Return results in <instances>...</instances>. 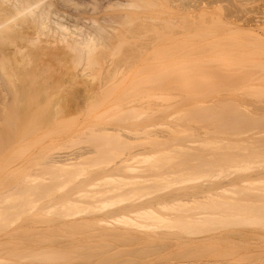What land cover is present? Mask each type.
I'll return each instance as SVG.
<instances>
[{"label":"bare ground","instance_id":"1","mask_svg":"<svg viewBox=\"0 0 264 264\" xmlns=\"http://www.w3.org/2000/svg\"><path fill=\"white\" fill-rule=\"evenodd\" d=\"M229 1L0 0V98H11V103L6 104L7 107L5 106L4 112L0 114L1 174H5L6 164L9 166L8 163L16 161L24 151L23 147H18V150H15L17 147L15 149L11 147L12 144H16L17 141L14 142L16 137L24 132L29 135L36 133L40 124L44 122L43 120L39 123L40 114L42 117L46 114L49 118L53 116V114L50 116L49 105L48 108L40 107V99L48 100L57 96L59 98L62 92V98H73L69 89L70 92L64 90L72 86L71 81L68 83L71 86L64 84L65 73H71L70 79L72 73L76 80L81 77L78 82L73 81L74 78L71 80L73 85L82 81L86 86L82 85V82L80 83L82 86L79 85L81 88L83 86L84 89L86 88L84 93L87 96L84 98H98L99 102L105 103L113 98L115 103L117 102L115 104L117 109H122L124 104L127 106L133 102L137 104L143 101L152 100L153 102L155 98L160 99L159 101L175 98L174 100H179L180 103L183 102L180 101L181 98H186L184 101L192 100L193 103L196 101L195 105L192 103L194 105L192 108L190 103L189 108L184 106L188 109L181 110L183 108L181 107L180 111L178 110V114L183 119L190 115L196 119L190 116L191 120H188V117L185 122L181 121L180 124L176 123L172 127L177 126L178 130L179 125L182 127L186 121H191L201 126L205 125L207 130L202 131L206 136L199 134V138L192 124L193 129H187V131L188 127L183 126L186 133L193 130L194 134L189 133L192 135L190 139H185V135H177L175 128H173L175 132L173 129L171 131V139H168L169 135L166 138L167 135L162 132H142L150 146L146 145L144 148L142 146V149L137 152L128 149L129 151L125 153L123 150L135 142L136 138L131 135L139 137V132L130 133L124 128L128 132L122 133L120 131L122 128L117 130L116 127L114 130L101 129L102 132L98 130L99 136H92L94 139L92 146L55 153L48 157L46 169L44 168L40 174L35 171V174L16 173L17 182H12L14 185L11 183V186L8 182L9 187L14 186V188L7 189V181L3 178L4 180L0 181V191H3V195L0 192V224L4 223L3 227L28 214L24 211L38 212L40 207L37 201L32 200L33 196L46 195L57 190L56 187H58L59 195L51 196V199L41 205L46 214L53 216L52 220L56 219L54 223L58 222L57 219L62 221V223L58 222L61 227L57 223L61 232L57 228V231L55 229L54 231L59 232L61 237L63 233H66L62 238L67 239L68 244L73 240L68 239L70 234H73L74 240L77 233L84 238L88 231L92 233L94 231L96 235L91 233L89 236L88 232L89 238L88 236L86 237L88 239L85 238L84 241L87 240L85 245L83 241L81 246L77 240V242L73 240L70 244L72 248L66 242V250H60L59 247L62 244L59 246L52 237L51 240L49 239L50 235H47L49 238L43 235L47 231L44 230L45 232L42 231L41 234L44 238L46 237V240L47 238L50 240L49 243L53 241L51 244L43 243L45 240H41L43 237L39 236L40 232L35 233L34 236L41 237L42 242H40L45 246H36L39 249L43 247L42 250L46 248V251L33 247L39 241L35 239L36 237L34 240L37 242L33 239L29 240L33 242L32 244L28 242L30 246L33 245V248L28 247L30 250H27L21 240L27 237L24 234L28 232L30 237L32 232L29 233L25 228L23 234L21 233L24 235L22 239L18 230H23L24 227H19L20 229L17 228L18 230L14 231L21 237L20 240L18 236L15 237L17 234L12 232L7 235L9 239L11 237L18 240V244L14 239V243L13 241L0 243V253L8 256V259L1 257L0 264H17L21 263L20 260H29L28 262L31 261L33 264L34 262L69 264L68 261L74 259L82 260L81 264H86L88 261L93 263L92 260L96 261V264H117L116 253L120 255V249L113 254L114 256H105L106 251L104 255H100L101 250H96L99 246L103 251L106 248L113 250V242H115L114 248L118 242L122 246L124 242L133 243L132 245L141 244L140 248L143 245L141 249L137 248L138 245L136 246L137 252L132 253L130 250L134 248L131 247L129 251L127 250L128 254L124 253V249L122 253L134 255L135 260H131L132 262L136 263L137 256L140 257V262L144 263L145 258L153 254L158 255V251L162 254V249H169L168 245L184 247L187 244H206L211 240L226 241L229 238L237 240L241 238V241L242 238L258 240L261 237L264 240V108L255 107L251 113L243 107L244 103H241L242 100L253 99L264 105V36L261 33H264V6L261 7L262 9H257L258 12L253 10L252 14L256 13L253 18H251L252 14L246 19L243 14L232 13L224 17L223 12H227L224 10L231 2ZM232 1L239 3L242 8L244 5L247 7V4L252 5L255 3L253 1L258 3L261 0ZM263 2L264 0L260 3ZM210 11L212 14H215V11L221 14V16L217 13L213 15L218 19L215 17L214 23L206 21V17H201L207 15L206 13L210 15ZM197 12L201 13L198 15L199 21H197ZM219 17L222 18L219 19ZM245 31L247 34L249 32V37L256 34L257 36L254 35L256 39L251 37L254 40H249L247 35L248 40H246L245 36H242ZM147 54L151 57L149 58ZM210 54L212 56H209ZM66 55L73 56V66L69 63L72 56L71 58L69 56L68 60ZM109 56L113 59L117 56L114 60L118 62L110 63L114 65L112 69L106 70V67L101 69L103 63L111 59ZM66 58L68 61L66 64L69 63L70 67L65 70L67 72L63 70V73L60 70L63 67L66 68V64L63 65ZM47 59L55 61L50 63L46 61ZM149 60L153 63L146 65L148 62H145ZM58 61L63 67L57 64ZM109 62L106 64L108 65ZM49 63L51 65L56 63L57 67L53 66L55 68L52 67V69ZM121 64L126 69L121 79H118L117 72L121 70L119 67ZM74 65L80 66L77 73L72 72V69L75 70L72 68ZM58 66L61 68L57 69ZM56 69L64 75H60L64 80L59 79L61 83L58 81L59 74ZM101 70L106 73L104 80ZM52 76L54 79L57 77L58 83ZM62 83L66 85V88ZM206 99L218 100V102L208 105L206 101V104L203 103ZM97 105L98 103H94L91 112ZM146 106L150 105L146 104ZM241 106L244 109H240ZM154 107L157 109L158 106L153 105ZM163 107L161 109H164ZM175 107L174 110L178 105ZM144 109L146 110L143 107V111L138 110V112L146 115L148 112L147 110V113L144 112ZM255 110L258 111L254 113ZM58 111L60 113L61 109L54 113L59 114ZM161 112L160 117L165 115L166 111L163 115ZM169 113L167 112L168 115ZM55 114L54 116H58ZM49 122L45 120L46 124ZM52 124L49 123L54 126ZM60 125L57 124V126ZM42 126L46 128L44 124ZM165 127L168 128L166 134H169L171 128L167 124ZM209 128H213V134H219L222 137L212 136L213 130L208 132ZM56 130H59L58 133L61 132L58 127L50 130L49 136L56 133ZM179 130L178 134H183L180 133L183 130ZM208 133L211 134L209 138ZM199 144L212 151L210 154L206 151L211 160L207 158V162L200 161L203 155L200 154L202 156L199 157L200 152L195 153L197 159L193 162L190 160L189 166L192 173L187 175L188 177L185 178L186 175L181 177L180 170L173 173H161L157 170V163L161 159L185 158L191 155V150H202L201 146V148L197 146ZM10 149L12 151L6 155L5 152ZM228 149H236V153ZM186 151H189V154L186 155ZM195 156H190V159L192 157L194 159ZM202 170L210 172L204 173ZM200 171L203 174H200L202 173ZM38 174L44 176L50 174L52 179H46L43 175L39 177ZM177 177L181 180H176ZM57 180L60 183L58 186L55 185ZM22 198L25 199L26 204L15 203ZM57 225L55 224L56 227ZM92 228L94 230H89ZM97 230L101 232L97 233ZM53 233L51 234L54 235ZM99 233L105 238L104 243L105 240L106 242L111 240L112 244L111 242L103 244L102 241V244H95L98 245L95 246L94 243L100 240L95 241L94 236L97 238ZM67 234L69 236H66ZM55 235L57 237V234ZM91 236L94 241L93 246L90 245L92 240L89 241ZM40 242L38 244H41ZM47 245H51L49 248L57 245L59 249L55 246L49 250ZM210 245L205 246L211 249L208 250L211 253L212 250L214 252L213 247L216 244L214 246L212 244V248ZM259 251L258 261L255 260L256 258L254 260L260 264L264 259V252L262 249ZM187 253L189 254V252H181L179 256ZM177 254L175 253L174 257H177ZM187 257L189 256L181 257L180 262ZM143 259L145 260L142 261ZM74 261L76 263V260ZM185 261L180 264H188ZM191 261L193 262L194 259ZM255 262L244 263L256 264ZM118 264L131 263L123 261Z\"/></svg>","mask_w":264,"mask_h":264},{"label":"rangeland","instance_id":"2","mask_svg":"<svg viewBox=\"0 0 264 264\" xmlns=\"http://www.w3.org/2000/svg\"><path fill=\"white\" fill-rule=\"evenodd\" d=\"M231 1V2H230ZM229 2V4H227L226 5V8H225V10L224 11H227L226 13H224L223 12V15H224V17H226L227 16V14H243V15H245V17H246V19H247V17L248 18H250L249 16L252 14V12H253V10H257V9H262L263 8V3H260V2H262V0L261 1H259L258 3H256L257 1H253V2H255V3H252L251 1V3H252V5L250 4V6H249V4H247V7H245V5H244V7L246 8V9H244V7H242L241 8V5L239 6V3L238 4H236L237 2H235V1H232V0H230ZM230 6V7H229ZM232 6H233V8H232ZM239 6V7H238ZM262 7V8H261ZM236 9V10H235ZM241 13H240V12ZM257 12H258V10H257ZM210 15L208 14V13H206L207 15H203V16H201V17H203V18H205V20L207 21V20H209V21H213V23H214V21H216V19H217V16H213V15H217L218 14V16H221V14L220 13H217L216 11L214 12L215 14H212V12L210 11ZM217 13V14H216ZM254 13V12H253ZM256 14V13H255ZM255 14H252V16H251V18H253V17H255ZM198 15H201V13L199 14L198 12L196 13V16H197V21H199L200 19V17L198 16ZM223 15H222V17H223ZM254 15V16H253ZM213 16V17H212ZM257 16V15H256ZM216 17V19H214ZM222 17H219V19L220 18H222ZM213 18V19H212ZM177 20V19H176ZM175 20V21H176ZM218 20V19H217ZM177 22V21H176ZM217 22H219L220 23V21H217ZM246 32V31H245ZM244 32V33H245ZM243 33V35L242 36H245V39L248 37L249 38V40L251 39V40H254V39H252V38H255L257 35L256 34H254V35H256V36H254L253 35V37L251 36L252 35V33H251V37H249V32H248V34H247V32H246V35ZM262 34H263V36H264V33L263 32H261ZM260 33V34H261ZM248 35V36H247ZM247 36V37H246ZM256 39V38H255ZM246 40H248V39H246ZM150 54V53H149ZM149 54H147L148 56H149V58L151 57ZM215 55V54H214ZM67 56V55H66ZM70 55H68L67 56V58L69 57ZM72 56V55H71ZM71 56H70V58H71ZM147 56V57H148ZM209 56H212L211 54L209 55ZM111 59H110V58ZM108 58L111 60V62H109L110 60H108L107 62H109L108 63V65H110L109 67H108V65L105 63H103V67L101 68V69H103L104 67H106L105 69L106 70H108V69H112V66H114L113 64L115 63V61H117V60H114L113 59V57L112 56H109ZM64 58V57H63ZM67 58H66V61H65V59H64V62H63V65H65L68 61H67ZM46 59V58H45ZM61 59V58H60ZM68 60H69V58H68ZM70 60H72L71 62H70ZM69 60V63L72 65V64H74V60H73V56H72V58ZM113 60H114V62H113ZM46 61H48V62H54L55 60L53 59V60H49V59H47ZM57 61V60H56ZM60 61H62V59L60 60ZM151 63H150V62ZM149 61H146L145 63H147L148 62V64H146V65H149V64H152L153 63V61L152 60H149ZM47 62V63H48ZM118 62V61H117ZM49 63V64H50ZM59 63V64H58ZM66 64V68L65 67H63V65H61L60 64V62L58 61L57 62V64L60 66L61 65V67H63L62 68V70H60V71H62L63 72V70L65 71L66 69H67V67H70V66H68V65H70V64ZM110 63H113L112 65L110 64ZM48 64V66H50ZM119 64H120V62H119ZM118 63H117V66L119 65ZM55 65H56V63H55ZM55 65H53V63H52V65L50 66L51 68L53 67V66H55ZM107 65V66H106ZM116 65V64H115ZM123 64H121L119 67H121V70H119L118 72H117V77H118V79H121V77H122V75H123V73L125 72V69H126V67L125 66H122ZM59 66H58V68L57 69H60L59 68ZM73 66V65H72ZM116 66V67H117ZM49 67V68H50ZM55 67H57V66H55ZM55 67H53V68H55ZM119 67H118V69H119ZM52 68V69H53ZM72 68H74L75 70H73ZM71 69H72V72H74V73H77V71L79 70V68H80V66H78V67H76L75 65H74V67H72ZM108 68V69H107ZM56 69V70H57ZM104 69V70H105ZM117 69V70H118ZM122 69H123V71H122ZM55 70V73H57V71ZM105 70V71H106ZM60 71H58V73L57 74H59L57 77H58V81H59V79H62V81H64L63 80V78H61L62 76H60V75H63V74H60ZM104 71V72H105ZM114 71L116 72V69L114 68ZM120 71H121V73H120ZM134 71H136V70H134ZM65 72H67V71H65ZM69 72V71H68ZM71 72V71H70ZM103 72V70H101V73H103L102 74V76H103V80H104V75L106 74V73H104ZM145 73H146V71H144ZM149 71H147V73H148ZM64 73V72H63ZM120 73V74H119ZM56 74V75H57ZM55 75V76H56ZM65 75H66V77H64V79H65V82H64V84L66 83L67 84V86H71V84L69 85L68 83H69V81H71L72 82V86H71V88H75V89H71V88H67V89H64V90H66V91H68V89L71 91H68V92H70V95L73 97V98H67V97H65V98H62L63 97V92L61 93L62 95L60 96L59 95V98H58V96L56 97V98H48V100L47 99H45V98H41L40 99V107L42 106V107H44L45 108V106H46V108H48L49 107V109L51 108V114H50V116L53 114V116H51V118H49L48 116L49 115H47L46 114V116L44 115L43 117L41 116V114H40V118L42 119H40L39 118V120H40V122L39 123H41V122H43V120H44V122L42 123V124H44L45 126H46V128H47V126H49L47 129L44 127V128H42L43 126H42V124H40L41 126V129H40V127H39V129L37 130V132L36 133H32V134H25V132L24 133H21L22 134V136H21V134L19 135V136H17L16 137V140L14 141V142H16V144L14 143V145L12 144V148H16L15 150H18L19 148H22L24 151H23V153H21L20 155H22V157H20V155H19V157L17 158V160L16 161H11L10 163H8V165L9 166H7V164H6V166H5V174L4 173H0V181H2V180H6L7 181V189H12V188H14V186L13 187H9V185L11 186V183L13 182V183H16L17 181H16V173L18 174L19 172H28V173H32V174H35V172L36 173H39L40 174V172H43L44 171V168L47 166V162H48V157H50V156H52V155H54L55 153H61V152H64V151H70V150H74V149H78V148H84V147H88V146H92L93 144L92 143H94V139H93V137L92 136H99L98 135V133H100V132H102L103 130H101V129H109V130H114L115 128L114 127H116L117 128V130L119 129H121L122 128V130L125 128V129H127L128 131H130V133H134V132H139V137H137V136H135V135H131L132 137H134V138H136L135 139V142L134 143H132V145H130L128 148H125L124 150H123V152H128L129 150L128 149H130V151H133V152H137V151H139V150H141L142 149V146H143V148L144 147H146V145L148 146L149 144L147 143V140H145V136L142 134V132H149V133H157V132H162L163 134L165 133V135H167L166 136V138H168V135H169V138L168 139H171L170 138V134H171V136H172V133H171V131H172V129L173 128H175L176 130H177V126L175 127H172V125H176V123L178 124H180L181 123V121H184L185 122V120L186 119H188V117H189V119L188 120H191V117L190 116H188L187 118H184L183 119V117L181 116V115H179L178 114V110L181 108V107H183V108H181V110L183 109V110H185V109H188L189 107V105H190V103H191V105H190V108H192V106H194L197 102L196 101H194V103H193V101L191 100V102H190V100H186V101H189L188 103H186V101H184L186 98H181L180 99V101H183V102H178L177 100H174L175 98H173V99H171V100H168V101H163V100H161V101H159L160 99H157V98H155L154 100H153V102H152V100L151 101H143V102H139V104L140 105H142V104H144V105H142L144 108H146V110H147V112H146V110L144 109V112H146L147 114L146 115H144V114H140V112H138V110L139 111H143V107L141 106L140 107V105L139 104H137V102H133L132 104H127V106L124 104L123 106H125L124 108H123V106L121 107L122 109H124L123 111H121L122 109H117L116 107H115V104L117 103H115V101H114V99L113 98H110V101L108 102H99L98 101V98H84V96L86 97L87 96V94L86 93H84L85 91H86V88L84 89V84H83V82L82 81H80L78 84L76 83V84H74V85H76V86H74L73 85V81H75L76 79L74 78V76H73V73H72V78H74V80L72 81L70 78H69V76L71 75V73H65ZM64 76V75H63ZM106 76V75H105ZM120 76V77H119ZM53 77V76H52ZM57 77H55V79H54V77H53V79H54V81H56V79H57ZM60 77V78H59ZM81 78V77H80ZM80 78H78V80L80 79ZM51 79V78H50ZM69 79V80H68ZM52 80V79H51ZM51 80H48L49 82H51ZM78 80H76L77 82H78ZM61 81V82H62ZM67 81V82H66ZM57 82V81H56ZM60 82V81H59ZM60 82V83H61ZM82 82V85H84L82 88H83V90H82V88L79 86V85H81L80 83ZM97 83H98V80L96 81ZM58 83V82H57ZM59 83V84H60ZM94 83H95V81H94ZM62 85H63V83H62ZM81 85V86H82ZM63 86H65L64 88H66V85H63ZM77 87V88H76ZM86 87V86H85ZM83 91V92H82ZM66 93V92H65ZM64 93V94H65ZM69 93H67V95H68ZM70 95H69V97H70ZM61 97V98H60ZM179 99V98H178ZM174 100V101H173ZM10 101V102H9ZM97 101V102H96ZM176 101V102H175ZM205 101H206V103H208V105H210V104H212V103H215V102H218V100H212L211 101V99H209V100H204L203 101V103H205ZM208 101V102H207ZM211 103H210V102ZM241 101V100H240ZM159 102V103H158ZM174 102V103H173ZM239 102V101H238ZM11 103V98H0V114H1V112L3 111L4 112V109L7 107V105H9ZM94 103L96 104V103H98V105H97V107L95 108V110L93 111V112H91V108H92V106L94 105ZM100 103V104H99ZM103 103V104H102ZM149 103V104H148ZM151 103V104H150ZM152 103H155V104H153V105H155V106H158L157 107V109H156V107H154L153 108V105H152ZM165 103H167V104H165ZM176 103H177V105H178V107H177V105H176ZM179 103V104H178ZM194 105H193V104ZM205 103V104H206ZM240 103V102H239ZM242 104L244 103V105H243V107H245L247 110H248V112H250L251 111V113H253V111H254V109H255V107L256 108H259L260 106H262L263 108H264V105H262L260 102H257V101H255V100H251V99H246V100H242V102H241ZM240 103V104H241ZM7 104V105H6ZM46 104V105H45ZM114 104V105H113ZM146 104L147 105H150V106H146ZM156 104H159V105H156ZM172 104V105H171ZM180 104H181V106H180ZM184 104V105H183ZM185 104H187V105H185ZM257 104H260V105H257ZM49 105V106H48ZM113 105V106H112ZM165 105V106H164ZM167 105V106H166ZM168 105H170V106H168ZM174 105H176V107H177V109H175L174 110ZM6 106V107H5ZM48 106V107H47ZM152 106V107H151ZM164 106V107H163ZM172 106H173V108H172ZM184 106H187V107H185L184 108ZM164 108V109H161V108ZM165 107H166V109H168V111L165 109ZM175 107V108H176ZM150 108H151V111H150ZM161 109V111H159V109ZM61 109V112L59 113V111L57 112V113H59V114H55L54 112H56L57 110H60ZM63 109V110H62ZM116 109V110H115ZM153 109V110H152ZM173 109V110H172ZM240 109H244V108H242V106H241V108ZM245 109V111H247ZM65 110V111H64ZM131 110H133V111H131ZM134 110H136V111H134ZM159 111V113L161 112V115H163V112L164 111H166L164 114L165 115H163V116H159V113H158V111ZM169 110H171V111H169ZM177 110V111H176ZM110 111V112H109ZM174 111V112H173ZM180 111V110H179ZM242 111H244V110H242ZM258 110H255V112L254 113H256ZM2 112V113H3ZM91 112V113H90ZM131 112V113H130ZM132 112L134 113V114H132ZM137 113V115H135L136 113ZM150 112H152V113H150ZM167 112H170L169 113V115L167 114ZM177 113V115H179L178 116V118L180 119H178L177 118V115H175L176 113ZM156 113V114H155ZM158 113V114H157ZM54 114L55 115H58V116H54ZM61 114V115H60ZM116 114V115H115ZM129 114V115H128ZM139 114H140V116H139ZM167 114V115H166ZM174 114V115H173ZM43 115V114H42ZM132 115H134V116H132ZM149 115V116H148ZM153 115H155V117L153 116ZM173 115V117H171ZM188 115V114H187ZM1 116V115H0ZM118 116V117H117ZM148 116V117H147ZM157 116H159V117H157ZM111 117V118H110ZM145 117H146V119H145ZM151 117H152V119H151ZM174 117H176V119L174 118ZM182 117V118H181ZM45 118V119H44ZM48 118V119H47ZM151 120H150V119ZM155 118V119H154ZM193 118H195L196 119V117H192V119ZM54 121H53V120ZM147 119H149V120H147ZM154 119V120H153ZM182 119V120H181ZM45 120H46V122H48V120L50 121L49 123L50 124H52L53 122H55V124L53 123L52 125H54V126H51V125H49V123L48 124H46L45 123ZM51 120H52V122H51ZM58 121V122H57ZM60 121V122H59ZM191 121H186V123H185V125H183V126H187L188 128H186V131H187V129H195L194 131H196L195 132V134L198 136L199 134H203V132L206 130V127H205V125L203 126V124H202V126H201V124L199 125L198 123H195V122H191ZM61 124L60 126H57V124ZM164 123H166L171 129L169 130V134H166V131H167V127H165V125H164ZM183 123V122H182ZM190 123V124H189ZM158 124H161V125H158ZM163 124V125H162ZM189 124V125H188ZM193 125V128H191L192 127V125ZM196 124V125H195ZM198 124V125H197ZM63 125V126H62ZM182 126V127H183ZM189 126H190V128H189ZM59 127V129H61V132H57V131H59V130H56V133L54 132V134L53 135H51V136H49V134H48V132L50 131V130H55L56 128H58ZM165 127V128H164ZM181 127V125H179V128H178V130L179 129H181L182 128ZM207 127H209V126H207ZM120 130L122 133H127L128 131L127 130ZM175 129H173V131L175 132L176 130ZM98 130L100 131V132H98ZM178 130H177V135H182V136H184L185 137V139H190L191 138V136L192 135H190L189 133H192L193 132V130H192V132H185V128H184V130H183V128L181 129V130H179V131H182V132H180V133H183V134H178L179 132H178ZM210 130H213V128L212 129H208V132L210 131ZM127 131V132H126ZM132 131V132H131ZM188 131H190V130H188ZM203 131V132H202ZM207 131V130H206ZM168 132V131H167ZM200 132H202V133H200ZM213 132H214V130L211 132V134H212V136H214V135H216V136H220V137H222L221 135H219V134H213ZM95 135H94V134ZM187 134H189V135H187ZM192 134H194V132L192 133ZM209 134V133H208ZM211 134H209V135H207L208 136V138H209V136H211ZM250 134H252V133H250ZM24 135H26V136H24ZM127 135V134H126ZM129 135V134H128ZM164 135V136H165ZM21 136V137H20ZM196 136V137H197ZM202 136H206L205 135V133L202 135ZM202 136H201V138H202ZM20 137V138H19ZM199 138H200V135L198 136ZM203 137V138H204ZM143 138V139H142ZM198 138V139H199ZM233 138V137H232ZM236 138V137H235ZM21 141V142H20ZM144 143V144H143ZM24 144V145H23ZM17 145V146H16ZM20 145V146H19ZM15 146V147H14ZM31 146V147H30ZM150 146V145H149ZM198 147H202V150L201 149H199V150H197V149H195V150H197V152L195 151V150H191L190 152H191V155L189 154V151L187 152L186 151V155L187 154H189L190 156H195L196 154L195 153H198V152H200L198 155H200V154H202V155H200L199 157H201V159L202 160H200V161H205V162H207L208 160H209V154L212 152V151H210V150H208V148L206 149L204 146H202L201 144H199V145H197ZM19 147V148H18ZM197 147V148H198ZM200 147V148H201ZM28 149V150H27ZM30 149V150H29ZM201 150V151H200ZM229 151H233L234 153H236L235 151H236V149H228ZM12 151V149H10L9 151H6L5 153H6V155L7 154H9V152H11ZM29 151V152H28ZM195 151V152H194ZM209 153H207V152ZM238 151V150H237ZM192 152H193V155H192ZM239 152V151H238ZM26 153V154H25ZM205 153H207V154H205ZM25 155V156H24ZM189 155H187V157L185 156V158H182V157H180V159L179 158H164V159H161L158 163H157V166H158V171L159 172H161V173H173V172H179V170L181 171V173H180V176L181 177H183V176H185V178L186 177H188L187 175H189V174H191L192 173V171L190 170V166L189 165H191V163H190V160H191V162H193L194 160H196L197 159V155L194 157V159H193V157H192V159H190L191 157L189 156ZM207 155V156H206ZM4 156V155H3ZM24 156V157H23ZM205 157H206V160H205ZM186 158H187V160H186ZM189 158V159H188ZM207 158H208V160H207ZM184 159V160H183ZM183 160V161H182ZM210 160H211V158H210ZM209 160V161H210ZM223 168H226V167H224L223 166ZM40 169H42V171H39ZM46 169V168H45ZM187 169H188V171H187ZM186 171V172H183V171ZM6 171H8V172H6ZM35 171V172H34ZM203 171V170H202ZM202 171H200V172H202ZM190 172V173H189ZM204 172V171H203ZM203 172L202 173H200V174H203ZM205 172H210V171H205ZM204 172V173H205ZM12 173V174H11ZM182 173H184L183 175H182ZM186 173V174H185ZM7 174H9V175H7ZM38 174V176L40 177L41 175H43V174H41V175H39ZM199 174V173H198ZM2 175V176H1ZM3 175H4V177H3ZM8 176V177H7ZM14 177L13 179L11 178V177ZM44 176V175H43ZM179 176V177H180ZM50 177V178H49ZM56 177V176H55ZM4 178V179H3ZM10 178L12 179L11 181H10ZM44 178H48L49 180H51L52 178H51V176H50V174L49 175H45L44 176ZM82 178H84V177H82ZM176 180H181V178H176ZM8 182H10V184L8 185ZM59 181L57 180V182L55 183V185L56 186H58L60 183H58ZM12 183V185H14ZM52 186V185H51ZM57 188V190H54L53 192H50V193H48V194H46V195H41V196H33V198H32V200L33 201H37V203L39 204L38 206L40 207V208H38V212H34V213H30L29 211H24V212H26V213H28V214H24V216L23 217H21V219H19V220H17V221H15V222H13V223H11L10 225H8V226H4L3 227V225L2 224H4V223H2V224H0V243H2V242H6V241H8V242H11V241H13V239L14 240H16L15 238H11L10 237V239H12V240H10L9 238H7V235L8 234H10L11 232L12 233H14V234H17V233H15V231L14 230H18L17 228H21V227H24L23 228V230L22 229H20V230H22V231H20V230H18L19 232H20V235H22L23 233L22 232H24V229L25 230H27V231H29V233L30 232H32V234L30 233V237H29V235H28V232L26 233V234H24L25 235V237L26 238H24L23 239V237H24V235H22L21 237H22V239L23 240H21L23 243H24V245H26V246H24V247H26V249L27 250H30L28 247H30V248H33V247H36L37 249H39V247H37L36 245H43V243H46V242H48L49 243V241L51 240V237H52V239H53V241L55 240V242H57L58 244H59V246L62 244L64 247H62L61 248V246L59 247V246H57V245H53L54 247L56 246V248H60V250H66V248H65V243L67 242V244H68V240L67 239H65V238H62V237H65V235L64 234H66V233H63V236L61 237V235H59V232L58 233H56L55 231H54V229L56 230V228L57 229H61V228H59V227H61L60 225V223H58V222H61L62 223V221L61 220H59V219H57V223H58V225H59V227H58V225H57V223H54V221L56 222V219L55 220H52V219H54L53 218V216L52 215H50V214H46V211L45 210H43L42 208L43 207H41V205H43L46 201H48L49 199H51L52 197L51 196H56V195H59V193H58V187H56ZM6 189V190H7ZM0 192H2L1 194L3 195V191H0ZM6 195V194H5ZM15 203H19V204H26V202H25V199L24 198H22V199H19L18 201H16ZM38 213V214H37ZM27 222H29V223H27ZM55 224L57 225V227L55 226ZM29 227V228H28ZM28 228V229H27ZM32 228V229H31ZM97 228V227H96ZM31 229V230H30ZM39 229H40V231H39ZM49 229V230H48ZM44 230H47L46 232L44 231ZM89 230H94L93 228L92 229H89ZM42 231H44L43 233V235H46V237H48L49 238V236H47V235H50V240L47 238V240L44 238V236L41 234V232ZM57 231V230H56ZM17 232V231H16ZM39 232H40V235L39 236H41L42 235V237H43V239H41L42 241L43 240H45V241H43V243H41L42 241L40 240V238H39V236L38 237H36V235L34 236V234L35 233H37V234H39ZM53 232H55V234H57V237L58 236H60V238H57L56 237V235L53 233ZM60 232H61V230H60ZM85 232V231H84ZM89 232V231H88ZM88 232H87V236H88ZM98 232H101L100 230H97V233ZM22 233V234H21ZM51 233H53L54 235H55V237H54V235H52ZM61 233V234H62ZM81 233V232H80ZM92 232H89V236H90V234H91ZM93 233H94V231H93ZM92 233V234H93ZM14 234H13V236H14ZM79 233H77V236H76V234H75V240H74V236H72L73 234H70L73 238H71V236L70 237H68V239H73L74 240V242L77 240L79 243H80V245H81V243H83L84 242V245H85V243H87L86 241H84L85 240V238L87 237H80V234L78 235ZM95 234V233H94ZM33 235V236H32ZM82 235V234H81ZM85 235H86V233H85ZM84 235V236H85ZM96 235V234H95ZM263 235H264V232H263ZM262 235V236H263ZM12 236V237H13ZM16 236H18V234L17 235H15V237ZM32 236V237H31ZM66 236H69V234H67ZM89 236H88V238H89ZM92 236H94V235H92ZM91 236V239H89V241L90 240H92L93 239V237ZM97 236L98 237H101V238H96L95 236H94V239H95V241L97 240V239H99L100 240V242H96V243H94V241L92 240V241H90V242H92L90 245H92L93 246V243H94V245L95 244H99V243H101L102 244V241H103V244H105V243H109V242H111L110 244H112V241L110 240L109 242H106L107 240H105V243H104V237H103V235L102 234H97ZM5 237V238H4ZM21 237H19L18 236V238H19V240L21 239ZM29 237V238H28ZM36 237V238H35ZM102 237H103V239H102ZM17 238V239H18ZM28 238V239H27ZM34 238L35 239H37V240H39L38 242H40L41 244H38V242H37V240H34ZM84 238V239H83ZM88 238H86V239H88ZM25 239H27V240H25ZM34 240V242L36 241L37 242V244H35V246H33V245H29V244H32L33 242H29V240L31 241V240ZM107 239V238H106ZM236 239V238H235ZM234 238H229V239H227L226 241L224 240V239H222V241H218V239L216 240V241H208V242H206V244L205 243H199V244H197V243H195V244H192V245H190V244H187L186 246L184 245V247H181V246H171V245H168L167 247L169 248V249H162L163 250V253L162 254H160V252L158 251V255H156V256H154L155 254H153L151 257H149V258H145V259H143L142 261H144V263L142 262H140L141 260H140V257H137L136 256V259H137V261H136V263H135V261H131V260H135L134 258L135 257H133L132 255L130 256V255H126V254H124V253H129V252H127V250L129 251L130 249H131V247L132 248H134L133 250L131 249L130 251H132V253H134V252H137L138 250H136L137 248L138 249H141V248H143L142 246H141V248H140V246L139 245H141V244H137V245H132L133 243H130V242H124V244H123V246L122 245H119L120 244V242H116L117 243V246L114 248L113 246H114V244H115V242H113V244H112V249L113 250H109V248H106L104 251H103V249H100V247L101 246H99V248H96V250H101V254L100 255H104V252L106 251V253H105V256H107V255H113V254H115V252H118V250H119V252L121 251V253H120V255H119V253H118V255H117V253H116V256H117V261H115V262H117V264H118V262L120 263V262H123V261H125V262H128V263H131V264H171V262H172V264L174 263V264H176L178 261V263L180 264L181 262H184L185 260H188V261H185V263H187L188 262V264H204V263H206V264H246V263H244V262H247V263H249V262H251V263H253V262H255V260L256 261H258V253H260V249H262V251L264 252V240H262L261 239V237L259 238L260 239V241H258L257 239H249V238H247V239H243L242 238V240L240 241V239L241 238H238V240L236 239L235 240ZM263 239H264V236H263ZM10 240V241H9ZM71 240H69V242H71ZM73 240H72V243H73ZM229 240V241H228ZM26 241V242H25ZM52 241V242H53ZM76 241V242H77ZM83 241V242H82ZM114 241V240H113ZM118 241V240H117ZM17 242V244L19 243L18 242V240H16L15 241V243ZM28 242H29V244H28ZM52 242H50L49 244H51ZM54 242V243H55ZM90 242H88V243H90ZM156 242V241H155ZM155 242H153L154 244H157L158 243V241H157V243H155ZM12 243H14V241L12 242ZM23 243H22V245H23ZM72 243H69L68 245H70V244H72ZM159 243H161V242H159ZM219 243V244H218ZM11 244V243H10ZM21 244V243H20ZM19 244V245H20ZM110 244H108V245H110ZM126 244V245H125ZM129 244H131V245H129ZM211 244V245H210ZM212 244H213V248H214V252H212L211 251V253L208 251V250H211V249H208L209 247L208 246H205V245H210L211 247L210 248H212ZM218 244V245H217ZM22 245H20V246H22ZM74 246H78L79 244H73ZM83 245V244H82ZM81 245V246H82ZM89 245V246H90ZM107 245V246H108ZM33 246V247H32ZM43 246H45V244L43 245ZM51 245H47V248H49ZM73 246V247H74ZM91 246V247H92ZM95 246H98V245H95ZM105 246V245H104ZM104 246H103V248H104ZM120 246H121V248H120ZM136 246H137V248H136ZM171 246V247H170ZM261 246L263 247V248H261ZM54 247H51V248H54ZM67 247V246H66ZM70 247L72 248V245H70ZM106 247V246H105ZM109 247V246H108ZM111 247V246H110ZM152 247V246H151ZM206 247H208V248H206ZM41 248H43V247H41ZM40 248V249H41ZM51 248H49V250H51ZM55 248V249H56ZM58 248V249H59ZM65 248V249H64ZM69 248V247H68ZM67 248V249H68ZM93 248V247H92ZM136 248V249H135ZM159 248V247H158ZM165 248V247H164ZM35 249V248H34ZM39 249V250H40ZM46 248H44L42 251H44ZM70 249V248H69ZM68 249V250H69ZM122 249H124V250H122ZM161 249V248H160ZM48 250V251H49ZM109 250V251H108ZM115 250V251H114ZM134 250H136V251H134ZM156 250H159V249H156ZM46 251V250H45ZM122 251H124V253H122ZM262 251H261V253H262ZM181 253V252H189V254L187 253L186 255H183L184 257H186V256H189V257H187V258H184L185 260L183 261H181L180 262V260H181V257H183V256H179L180 254L179 253ZM226 252H228V253H226ZM175 253L177 254V257H174L175 256ZM226 253V254H225ZM257 254V255H256ZM114 256V255H113ZM146 256V255H145ZM158 256V257H157ZM192 258H191V257ZM2 257V259H4L3 257H5V258H7L8 256L7 255H5L4 253L2 254V253H0V258ZM175 259H174V258ZM180 259H179V258ZM142 258V257H141ZM144 258V257H143ZM256 258V259H255ZM261 258H262V254H261ZM260 257H259V259H261ZM263 258H264V256H263ZM8 259V258H7ZM6 259V260H7ZM172 259H174V260H172ZM177 259H179V260H177ZM183 259V258H182ZM191 259H194V261L192 262L191 261ZM255 259V260H254ZM74 260H76V263H75V261ZM74 260H70V261H68V262H70L69 264H81L80 263V261H82V260H78V259H74ZM77 260H78V262H77ZM175 260H177L176 262H174ZM263 261H264V259H262ZM21 261V263H17V264H22V263H24L25 264V262H27V264L29 263L30 264V262H28L29 260H20ZM71 261H72V263H71ZM191 261V262H190ZM261 261V260H260ZM262 261V263L260 262V264H264V262ZM17 262H19V261H17ZM74 262V263H73ZM84 262V261H83ZM89 262V261H88ZM88 262H86V264H96L95 262L96 261H91V262H93V263H88ZM139 262V263H138ZM195 262V263H194ZM37 263H39V264H44L43 262L41 263V262H37ZM37 263H35L34 262V264H37ZM61 263H63V262H60V263H58V262H55V264H61ZM65 263V262H64ZM67 263V262H66ZM85 263V262H84ZM177 263V264H178ZM256 263V262H255ZM31 264H33V262H31ZM46 264V263H45ZM47 264H51V263H47ZM52 264H54V262L52 263ZM68 264V263H67ZM109 264H111V263H109ZM112 264H114V263H112ZM256 264H259L258 262L256 263Z\"/></svg>","mask_w":264,"mask_h":264}]
</instances>
